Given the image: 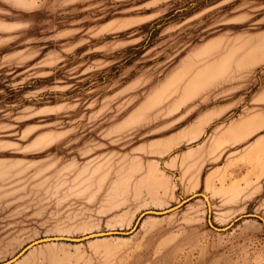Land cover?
<instances>
[{
  "label": "rangeland",
  "instance_id": "1",
  "mask_svg": "<svg viewBox=\"0 0 264 264\" xmlns=\"http://www.w3.org/2000/svg\"><path fill=\"white\" fill-rule=\"evenodd\" d=\"M249 44L264 0H0V264H264V170L207 148Z\"/></svg>",
  "mask_w": 264,
  "mask_h": 264
},
{
  "label": "crops",
  "instance_id": "2",
  "mask_svg": "<svg viewBox=\"0 0 264 264\" xmlns=\"http://www.w3.org/2000/svg\"><path fill=\"white\" fill-rule=\"evenodd\" d=\"M256 47L260 48V52L256 53L255 57L252 56L251 52V45L249 44L245 50L242 52L246 53L249 52L247 55L240 57L239 62H236V57H228L229 59L233 58L235 62L232 66L227 67L229 71L237 72V70L249 71L252 69V65H258L260 59L264 58V46L262 44L256 45ZM260 56V58H259ZM255 58L256 60H254ZM244 59V62H241ZM223 59L217 60L219 64L222 62ZM230 65L229 62H227ZM243 64V65H242ZM243 66V68H241ZM245 71V72H246ZM208 79H201L196 80L198 81L196 88H190L189 91H196L200 96H203L205 93L204 89H201L200 86L206 84ZM212 85L216 84V82L221 85L225 84L224 79H209ZM245 82V81H244ZM251 82H249V85ZM248 85V86H249ZM235 90V88H233ZM250 107L246 110L242 116L232 118L227 124L224 125L222 129H218L217 131L212 132V141L208 143L207 146L212 148L213 145L218 146V157L223 153V151L232 145H243L248 146L247 154L241 157L243 160H251L252 162L255 161L257 166L263 168L264 170V83H262L261 87L255 91V93L250 96ZM220 106V105H219ZM219 106L215 107L212 112L215 113V117L218 118V114H222L225 110L221 111ZM245 148V147H242ZM200 150V148L198 149ZM235 149L234 151H238ZM238 154V153H237ZM240 159V158H239ZM250 161V163H251ZM253 164L249 166L252 168ZM261 177L264 176V172L259 174Z\"/></svg>",
  "mask_w": 264,
  "mask_h": 264
}]
</instances>
